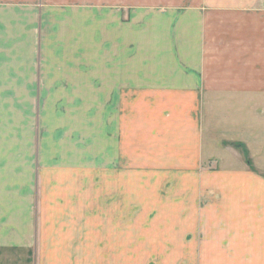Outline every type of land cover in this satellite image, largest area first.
Masks as SVG:
<instances>
[{"label": "crops", "instance_id": "0c3cea01", "mask_svg": "<svg viewBox=\"0 0 264 264\" xmlns=\"http://www.w3.org/2000/svg\"><path fill=\"white\" fill-rule=\"evenodd\" d=\"M188 1L212 13L182 14L195 29L178 28V45H165L153 61L112 56L97 67V91L118 102L103 111L113 122L110 138L108 125L100 126L97 160H112V171L119 160L132 161L128 172L141 170L135 160H151L143 171L174 179L175 220L165 227H174L175 237L120 238L117 221L98 223L112 230L105 236L73 235L86 223L71 222L65 208L62 220H40L30 186L25 191L14 182L23 170L0 162V264H264V0ZM205 19L227 21L216 45L214 27L206 42ZM126 47L127 56L135 55L134 39ZM205 52H221L222 59L204 62ZM137 100L168 102L159 132L146 127L142 144L134 123L129 129ZM123 101L130 119L122 133Z\"/></svg>", "mask_w": 264, "mask_h": 264}, {"label": "rangeland", "instance_id": "374dc122", "mask_svg": "<svg viewBox=\"0 0 264 264\" xmlns=\"http://www.w3.org/2000/svg\"><path fill=\"white\" fill-rule=\"evenodd\" d=\"M184 1L0 0V162L23 170L13 174L14 182L25 191L30 186L35 205L41 206L40 220H62L65 208L71 222L87 226L72 228L73 235L105 236L112 230H102L98 223L117 221L114 231L120 238L175 237V228L165 227L175 220L174 179L143 171L150 169L151 160H135L141 169L136 172L126 170L132 161L119 160L114 164L119 169L112 171V160H97L100 126L108 125L110 138L113 122L103 111L118 106L97 91V67L103 57L112 56L121 62L153 61L165 45H178V28L180 33L195 29L182 14L211 11L210 6ZM121 10L126 23L118 17ZM166 13H173L172 18L163 20ZM210 20L205 19V38L211 40L209 28L214 27L216 45L227 21ZM133 39L135 55L127 56L126 45ZM148 49L151 54L144 51ZM210 55L205 52L204 62L222 59L221 52ZM167 104L133 102L129 129L134 123L137 142L142 144L146 127L159 132ZM119 108L123 133L130 119L128 102H120ZM106 144L110 142L104 140Z\"/></svg>", "mask_w": 264, "mask_h": 264}]
</instances>
